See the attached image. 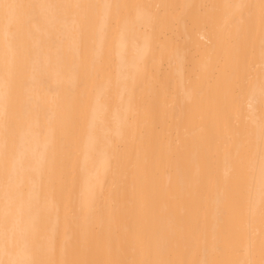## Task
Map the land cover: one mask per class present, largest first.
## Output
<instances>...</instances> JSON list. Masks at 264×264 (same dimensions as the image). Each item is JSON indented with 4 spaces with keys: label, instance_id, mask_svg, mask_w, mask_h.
<instances>
[{
    "label": "bare ground",
    "instance_id": "bare-ground-1",
    "mask_svg": "<svg viewBox=\"0 0 264 264\" xmlns=\"http://www.w3.org/2000/svg\"><path fill=\"white\" fill-rule=\"evenodd\" d=\"M107 2L149 8L97 15L82 43L54 37L18 78L39 258L259 264L264 48L259 8L236 7L259 0Z\"/></svg>",
    "mask_w": 264,
    "mask_h": 264
},
{
    "label": "snow or ice",
    "instance_id": "snow-or-ice-1",
    "mask_svg": "<svg viewBox=\"0 0 264 264\" xmlns=\"http://www.w3.org/2000/svg\"><path fill=\"white\" fill-rule=\"evenodd\" d=\"M236 7L259 8L261 46L264 48V0H259L258 5ZM148 8L144 4L109 3L107 0H0V264H57L38 255L43 247L45 210L38 202L25 201L20 192V177L31 170L28 153L24 156L29 167H17L13 111L21 71L27 65L34 71L42 70L44 46L55 42L54 37L59 42L90 40L92 23L101 13L106 18L109 12L128 10L131 22L132 12ZM260 173V198L264 209V116L260 124ZM127 264L169 262L130 261ZM259 264H264V259Z\"/></svg>",
    "mask_w": 264,
    "mask_h": 264
}]
</instances>
